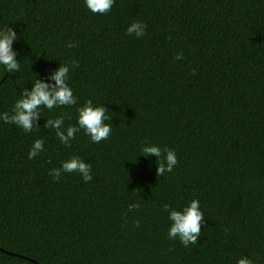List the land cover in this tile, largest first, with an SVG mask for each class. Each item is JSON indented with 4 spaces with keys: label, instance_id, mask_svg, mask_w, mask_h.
<instances>
[{
    "label": "trees",
    "instance_id": "trees-1",
    "mask_svg": "<svg viewBox=\"0 0 264 264\" xmlns=\"http://www.w3.org/2000/svg\"><path fill=\"white\" fill-rule=\"evenodd\" d=\"M134 21L142 38L125 34ZM5 25L21 69L0 67V113L60 62L79 68L77 105L42 109L29 134L0 122V264H264V0H115L104 15L84 0H0ZM87 99L107 108L112 133L65 147L44 124L61 112L75 124ZM36 139L45 150L29 160ZM144 141L175 150L171 173L139 156ZM71 156L92 181H53ZM193 199L204 223L184 247L168 239L164 206Z\"/></svg>",
    "mask_w": 264,
    "mask_h": 264
},
{
    "label": "clouds",
    "instance_id": "clouds-1",
    "mask_svg": "<svg viewBox=\"0 0 264 264\" xmlns=\"http://www.w3.org/2000/svg\"><path fill=\"white\" fill-rule=\"evenodd\" d=\"M115 0H84L85 7L93 14L104 15L111 11ZM147 25L142 21L132 22L126 29V35L142 38L146 33ZM19 37L14 28L9 25L0 27V67L6 73H18L21 69L17 59V51L13 49L14 41ZM68 48L75 47L74 43H69ZM176 60H182V54L175 57ZM79 68V63L71 60L67 63L60 62L59 67L52 70L46 78H36L32 83L31 89L24 88L19 99H17L9 112L0 113V122L4 124H14L22 129L24 133L33 132L34 128H39L41 110L47 109L53 111L57 108L66 106H75L78 98L74 95L72 87L69 86L70 73ZM193 75L196 69L192 70ZM77 116L75 124L65 125L66 113L61 114L54 119H47L44 127L55 131V136L65 147H71V142L76 139L78 133L87 136L91 143L100 144L109 139L112 133V125L106 123L110 120L107 114V108L102 104H95L92 99L84 101L83 105L77 107ZM70 118V117H69ZM45 150L43 139H36L32 143L28 159H35ZM139 156L144 158H156V174L163 177L166 173H171L178 164V158L174 149L167 146L161 148L159 145L144 141L139 146ZM78 174L84 182H90L93 179L92 167L78 156H71L61 162L60 167L52 168L48 175L54 182H59L63 174ZM140 207L139 203L128 205V211H133ZM168 212V220L171 222L168 228L167 236L170 240L178 239L184 247L190 244H196L201 233V226L204 223V214L201 211L198 199H193L182 208L175 209L168 205L164 206ZM139 221H137V227ZM236 264H254L248 257H241Z\"/></svg>",
    "mask_w": 264,
    "mask_h": 264
}]
</instances>
